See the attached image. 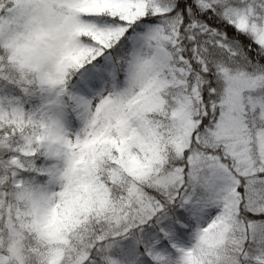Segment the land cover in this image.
I'll return each mask as SVG.
<instances>
[{
	"label": "snow or ice",
	"instance_id": "6c2138e0",
	"mask_svg": "<svg viewBox=\"0 0 264 264\" xmlns=\"http://www.w3.org/2000/svg\"><path fill=\"white\" fill-rule=\"evenodd\" d=\"M0 264H264V0H0Z\"/></svg>",
	"mask_w": 264,
	"mask_h": 264
}]
</instances>
